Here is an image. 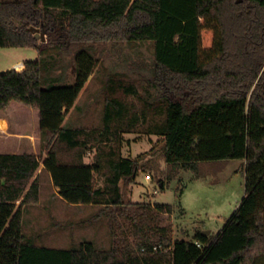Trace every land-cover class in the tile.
<instances>
[{
	"label": "trees",
	"instance_id": "obj_1",
	"mask_svg": "<svg viewBox=\"0 0 264 264\" xmlns=\"http://www.w3.org/2000/svg\"><path fill=\"white\" fill-rule=\"evenodd\" d=\"M103 42H153L156 94L147 90L137 108L127 100L134 86L111 75L102 126L65 124L99 63L87 45ZM0 47L40 53L22 71L0 72V111L13 102L36 110L47 151L0 153V264H264V0H0ZM141 127L162 137L170 178H198L203 162L244 161V198L216 235L174 239L151 207L124 202L121 183H132L140 162L122 156L120 137ZM41 165L63 200L101 206L109 249L28 240L24 207L39 203ZM120 217L135 219L133 241L115 230Z\"/></svg>",
	"mask_w": 264,
	"mask_h": 264
},
{
	"label": "rangeland",
	"instance_id": "obj_2",
	"mask_svg": "<svg viewBox=\"0 0 264 264\" xmlns=\"http://www.w3.org/2000/svg\"><path fill=\"white\" fill-rule=\"evenodd\" d=\"M87 46H92L99 63L79 97L77 110L74 111L79 125L87 129H99L102 126L104 93L111 75L134 86V94L127 96V100L137 105V108L149 98L147 90L156 94L150 83L155 58L153 42H103ZM40 57V53L33 48L0 47V72L15 69V64L19 61L25 65V62L35 61ZM67 59L69 60V56ZM16 70L22 71V65ZM70 72L67 73V79L72 80L73 73ZM12 128L18 133L24 131L37 135L40 146L46 148L39 122L25 125L23 131L19 126ZM120 138L122 156L139 159L140 162V169L132 183H121L124 202L151 207L149 214L156 223L169 226L174 239L192 240L200 230L209 232L208 235H216L241 204L245 195L243 160L203 162L200 163L198 178L195 173L184 170L170 178V168L163 155L162 137L148 134L141 127L135 132L121 133ZM114 140L115 138L109 146L114 144ZM41 152V157L44 158L46 149ZM94 152V149L90 150L86 158L92 160ZM147 175L151 179H147ZM38 176L41 185L39 203L25 206L23 218V230L28 240L36 245L54 248H72L81 243L93 242L97 249H109L113 240L109 220L107 217H96L101 206L72 205L57 194L49 171L41 166ZM104 183V177L97 180L98 186H104ZM161 203L172 204L174 211H154V206ZM134 210L137 212L136 208ZM139 220L137 216L136 221ZM134 222L135 219L120 217L115 230L119 235L124 231L130 241H133Z\"/></svg>",
	"mask_w": 264,
	"mask_h": 264
},
{
	"label": "crops",
	"instance_id": "obj_3",
	"mask_svg": "<svg viewBox=\"0 0 264 264\" xmlns=\"http://www.w3.org/2000/svg\"><path fill=\"white\" fill-rule=\"evenodd\" d=\"M24 62L19 61L15 64V69L19 66V64H23ZM79 99L76 101L75 106L68 112L65 124L72 125L74 127H83L79 125L78 117H74V111L77 110ZM2 121L6 123V128H2ZM35 121L38 122V112L36 110H29L26 107L24 108L19 103L13 102L8 107L6 111H0V153H36L42 155V150L46 148L40 146L38 143L37 135H31L25 133L24 127L25 125H30L32 122L35 124ZM20 127L22 129V133L13 131V126ZM5 133V134H3ZM29 133V132H28ZM47 153L45 154V156ZM88 158H85V162H89ZM43 167V165H41ZM55 186V185H54ZM57 194H59V188L55 186ZM79 206V205H77ZM24 207V213H25Z\"/></svg>",
	"mask_w": 264,
	"mask_h": 264
},
{
	"label": "water",
	"instance_id": "obj_4",
	"mask_svg": "<svg viewBox=\"0 0 264 264\" xmlns=\"http://www.w3.org/2000/svg\"><path fill=\"white\" fill-rule=\"evenodd\" d=\"M31 30H34V28H32ZM35 31H36V37L40 38L41 41L44 42L46 40V36L44 34H41L39 29H35ZM205 233L208 234L209 232H205Z\"/></svg>",
	"mask_w": 264,
	"mask_h": 264
},
{
	"label": "built area",
	"instance_id": "obj_5",
	"mask_svg": "<svg viewBox=\"0 0 264 264\" xmlns=\"http://www.w3.org/2000/svg\"><path fill=\"white\" fill-rule=\"evenodd\" d=\"M21 65H22V67H23V69H24V65H23V64H19V66H21ZM19 66H18V67H19ZM21 69H22V68H21ZM146 178H147V179H151L150 175H147Z\"/></svg>",
	"mask_w": 264,
	"mask_h": 264
}]
</instances>
